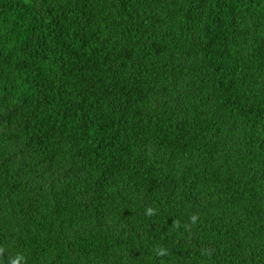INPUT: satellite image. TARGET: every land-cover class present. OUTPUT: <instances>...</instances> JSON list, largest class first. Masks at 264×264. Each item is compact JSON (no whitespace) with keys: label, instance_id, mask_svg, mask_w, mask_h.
I'll list each match as a JSON object with an SVG mask.
<instances>
[{"label":"trees","instance_id":"obj_1","mask_svg":"<svg viewBox=\"0 0 264 264\" xmlns=\"http://www.w3.org/2000/svg\"><path fill=\"white\" fill-rule=\"evenodd\" d=\"M0 248L264 264V0H0Z\"/></svg>","mask_w":264,"mask_h":264},{"label":"clouds","instance_id":"obj_2","mask_svg":"<svg viewBox=\"0 0 264 264\" xmlns=\"http://www.w3.org/2000/svg\"><path fill=\"white\" fill-rule=\"evenodd\" d=\"M145 214L148 215V216H153V215H156V210L154 208H147L145 210ZM199 219L198 215H193L190 217V222L191 224H195L197 222V220ZM172 227H175V228H180L181 227V224H180V221L179 220H174V223L172 225ZM184 227L187 229L189 227V225H184ZM3 248H0V255H3ZM167 252L165 249L163 248H160L159 251L157 252V255L158 256H164L166 255ZM23 257L22 256H17L12 262L11 264H21V262L23 261Z\"/></svg>","mask_w":264,"mask_h":264}]
</instances>
